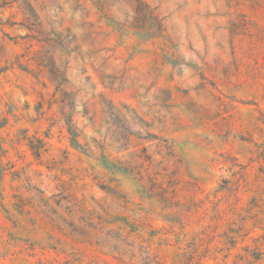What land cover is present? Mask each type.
Masks as SVG:
<instances>
[{"label":"rangeland","instance_id":"obj_1","mask_svg":"<svg viewBox=\"0 0 264 264\" xmlns=\"http://www.w3.org/2000/svg\"><path fill=\"white\" fill-rule=\"evenodd\" d=\"M134 240L264 264V0H0V264Z\"/></svg>","mask_w":264,"mask_h":264},{"label":"trees","instance_id":"obj_2","mask_svg":"<svg viewBox=\"0 0 264 264\" xmlns=\"http://www.w3.org/2000/svg\"><path fill=\"white\" fill-rule=\"evenodd\" d=\"M233 239L232 244L236 245L238 242V239L233 237L231 238ZM129 246H131L134 250L138 251L139 254L142 257V260H144L145 263L148 264H162V261H160V259L157 258L156 255H154V253L152 252L151 248L149 245L145 244L142 240L137 241L134 240L133 243H129L127 241H125ZM182 249V248H181ZM183 252L184 255L181 259L183 264H203L202 260L204 258V254L200 253V250H195V251H189L186 248L183 247ZM249 255L253 258V262H258L261 261L263 259V252L260 251V245L257 244V246H255L253 249H247ZM56 253H58V250H55ZM62 253H66L67 255L65 256V258L67 260H65V264H68L69 262H72L73 255L70 253H67L65 250H61ZM72 255V257H71ZM72 259H71V258ZM77 264H108V263H101L100 261H95L94 259H91L88 263H84L81 260H77ZM40 262L42 264H47L45 261H43L42 259H40ZM71 264H76V262H74Z\"/></svg>","mask_w":264,"mask_h":264}]
</instances>
